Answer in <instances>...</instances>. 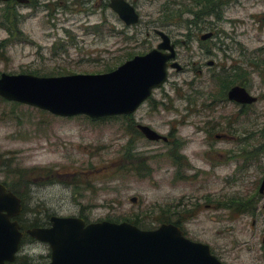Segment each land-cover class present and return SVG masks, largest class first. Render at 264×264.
Listing matches in <instances>:
<instances>
[{"label":"rangeland","instance_id":"rangeland-1","mask_svg":"<svg viewBox=\"0 0 264 264\" xmlns=\"http://www.w3.org/2000/svg\"><path fill=\"white\" fill-rule=\"evenodd\" d=\"M220 1L210 14L204 0H128L141 16L135 27L108 8L50 17L51 9L0 2V78L108 74L149 53L155 31L178 42L191 31L189 49L178 50L185 71H170L132 118L61 119L0 97V183L32 195L27 207L42 221L77 217L80 208H94V220L131 213L146 231L179 226L223 264H264V0ZM13 14L15 38L6 28ZM250 61L259 67L246 89L258 103L220 98L223 68ZM137 125L172 134L173 144L147 141ZM48 263L49 247L27 238L18 264Z\"/></svg>","mask_w":264,"mask_h":264},{"label":"water","instance_id":"water-1","mask_svg":"<svg viewBox=\"0 0 264 264\" xmlns=\"http://www.w3.org/2000/svg\"><path fill=\"white\" fill-rule=\"evenodd\" d=\"M0 2L26 5L28 0ZM110 8L126 26L140 23L137 10L125 0H113ZM158 34L164 41L158 50L136 57L108 74L59 78L4 74L0 78V97L64 119L84 116L102 120L133 115L166 84L169 68L181 71L177 63L169 65L176 59L175 47L165 34ZM212 37L209 34L202 40ZM228 100L249 106L257 103V98L241 87L233 88ZM139 130L151 142L167 141L149 127L140 126ZM22 211L21 200L0 185V264L16 262L23 233L18 222L12 220ZM52 222L51 229L28 232L32 239L49 246V264H223L209 246L192 242L174 225L141 231L126 223L86 227L76 218H54Z\"/></svg>","mask_w":264,"mask_h":264},{"label":"flooded vegetation","instance_id":"flooded-vegetation-1","mask_svg":"<svg viewBox=\"0 0 264 264\" xmlns=\"http://www.w3.org/2000/svg\"><path fill=\"white\" fill-rule=\"evenodd\" d=\"M125 1L128 2V0H125ZM49 2L50 3L45 4V3H43V0H28L27 5H25V6H28V8L33 9L34 10V14H37V13H39L42 10L51 9L52 12L50 13V17H57L58 13L61 14L60 10L61 9H65V8H69V9H72V10H73V8H75V9H77V11H81L79 13H82L83 9L93 8L94 10L98 11L99 9L108 8V9L111 10V12L114 15H116L115 12L110 8V5L113 3V0H50ZM83 12H85L86 14H90L89 11H87V10H85ZM118 19H119V17H118ZM159 32L165 34L170 39L171 45H173L175 47L176 59L173 60L172 62H170L169 64L173 65V63H178L180 65V63H179V54H178L179 53L178 52L179 46L181 44V46L183 48L189 49V43H191V31L186 33V37H185L186 40L183 41V42L174 41L172 36H170L169 34L163 32V31H155L154 34H155V37H156L155 40L157 41V45L155 46L153 43H150L149 40L145 41V44L148 47L150 46L152 48V47L155 46L150 52L159 49V47L164 42L162 37L158 34ZM146 37L149 38L150 35L147 34ZM203 37L204 36L201 37V41L205 42V41L202 40ZM149 53H147V54H149ZM170 71H175L176 73L181 74L185 70H184V68L182 66H181V71H178L176 69H171L170 68L169 69L168 81H169V78H170ZM168 81H167V83H168ZM229 92L230 91L227 92V97H228ZM151 99H152V97H151ZM233 104H235V103H233ZM236 105H238V104H236ZM239 106H242L243 108L251 107V106H244V105H239ZM252 106H254V105H252ZM134 115L129 116V117L132 118ZM140 126L141 125H137V127H136L137 130L139 131V133H140V135L142 137H144L147 141H149L142 134V132L139 130ZM171 135L172 134H170L168 137H166L167 141H165V142L164 141H160L158 143H164V144L170 145L172 143V141H173ZM149 142H151V141H149ZM151 143H154V142H151ZM0 185H4V184L0 183ZM4 186L8 189L9 192H12V191H10L11 190L10 187H7L6 185H4ZM16 196L22 202L23 212L18 218L13 219L12 222L17 221L18 224L21 227V232L23 233V242H22V244L24 245V241L26 242L27 238L30 239V241L32 242L33 245L41 244V243L37 242L36 240L30 238L28 236V232L30 230H33V229H44V230L51 229L53 227L52 219H54V218H65V217H60V216H58L56 214H48L44 221H42L40 219H37L36 216L40 215L41 213H38V212H36V210L31 209L30 207H27V204L30 203V201L33 199L32 195H29V196L16 195ZM249 209H250V207L247 208V210H249ZM94 213H95V209L94 208H89V209L80 208V212L78 213L79 215L77 217H72V218H76L78 220H82L85 223L86 227H88L90 225H94V224H101V223L108 222V223L117 224V225H121V224L126 223L128 225H131L133 227L138 228L139 230H147L146 227H142L140 225V224H143L142 222L144 221L142 216H140V215L139 216L138 215L135 216V215H132L131 213H128V214L125 215L124 218L115 219L113 217L108 216L105 219L94 220L93 219ZM132 216H133L134 219H132ZM132 220L133 221L135 220V223H132ZM50 260H51V256H50ZM15 264H18V258H17Z\"/></svg>","mask_w":264,"mask_h":264},{"label":"trees","instance_id":"trees-1","mask_svg":"<svg viewBox=\"0 0 264 264\" xmlns=\"http://www.w3.org/2000/svg\"><path fill=\"white\" fill-rule=\"evenodd\" d=\"M231 1L232 0H228V2H231ZM198 4L201 5V7L207 6L210 9L212 8L211 10L207 9L210 14H214V12L212 10H217L218 8H220L222 6V3L220 0H218V1H216V0H204V4L202 2H198ZM207 10H205V11H207ZM11 17L12 18L10 20L7 19L8 24L6 23V28H7L8 33L11 35V38L12 37L15 38V35L17 33H19L17 28L20 24V21H18L19 19H17V16L15 14H13ZM202 17L203 18L206 17V14L204 13L202 15ZM96 29H99V28H96ZM252 64H253V62L250 61V62H248V65H246L244 67H238V66L234 65V67H232L229 70H225L223 68L222 72L219 73V75H218V79H221V84L219 85V88L221 91L220 92V98L224 99L225 95L227 96V92L235 86H241V87L246 88V85L249 81L248 76L251 74L250 71L251 70L253 71L259 67L258 63H255L254 65H252ZM108 71H110V69ZM7 187H10V186L7 185ZM12 192L15 193L16 195H20L17 192H14V191H12Z\"/></svg>","mask_w":264,"mask_h":264}]
</instances>
